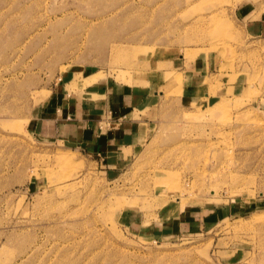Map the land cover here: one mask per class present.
<instances>
[{"label": "rangeland", "instance_id": "1", "mask_svg": "<svg viewBox=\"0 0 264 264\" xmlns=\"http://www.w3.org/2000/svg\"><path fill=\"white\" fill-rule=\"evenodd\" d=\"M57 86L130 143L43 136ZM0 264H264V0H0Z\"/></svg>", "mask_w": 264, "mask_h": 264}, {"label": "crops", "instance_id": "2", "mask_svg": "<svg viewBox=\"0 0 264 264\" xmlns=\"http://www.w3.org/2000/svg\"><path fill=\"white\" fill-rule=\"evenodd\" d=\"M63 88L64 86H57L55 90H52L51 96L41 108L37 129L43 136L77 146L90 154L97 153L104 156L130 143L125 142L134 132L133 123L121 122L124 119V116L119 117L121 113L114 114L111 119L105 107L103 111L105 118L96 112L87 115L82 110V104L79 105L76 101L78 97L65 94ZM102 122L106 123L105 128Z\"/></svg>", "mask_w": 264, "mask_h": 264}]
</instances>
